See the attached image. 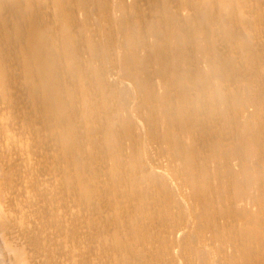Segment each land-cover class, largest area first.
I'll list each match as a JSON object with an SVG mask.
<instances>
[{"label":"bare ground","instance_id":"1","mask_svg":"<svg viewBox=\"0 0 264 264\" xmlns=\"http://www.w3.org/2000/svg\"><path fill=\"white\" fill-rule=\"evenodd\" d=\"M0 264H264V0H0Z\"/></svg>","mask_w":264,"mask_h":264}]
</instances>
